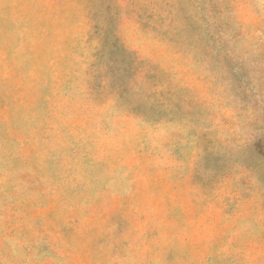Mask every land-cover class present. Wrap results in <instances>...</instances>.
Listing matches in <instances>:
<instances>
[{
  "label": "rangeland",
  "instance_id": "rangeland-1",
  "mask_svg": "<svg viewBox=\"0 0 264 264\" xmlns=\"http://www.w3.org/2000/svg\"><path fill=\"white\" fill-rule=\"evenodd\" d=\"M0 264H264V0H0Z\"/></svg>",
  "mask_w": 264,
  "mask_h": 264
}]
</instances>
